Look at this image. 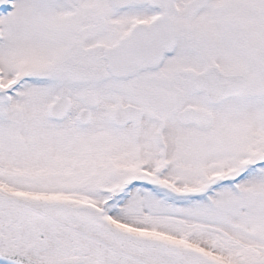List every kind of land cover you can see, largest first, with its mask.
<instances>
[{
    "label": "snow or ice",
    "instance_id": "obj_1",
    "mask_svg": "<svg viewBox=\"0 0 264 264\" xmlns=\"http://www.w3.org/2000/svg\"><path fill=\"white\" fill-rule=\"evenodd\" d=\"M0 264H264V0H0Z\"/></svg>",
    "mask_w": 264,
    "mask_h": 264
}]
</instances>
